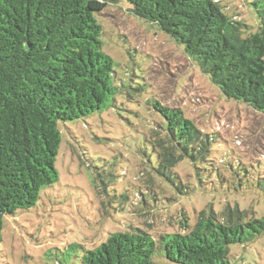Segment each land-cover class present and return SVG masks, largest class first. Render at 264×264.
Segmentation results:
<instances>
[{
    "label": "trees",
    "instance_id": "16d2710c",
    "mask_svg": "<svg viewBox=\"0 0 264 264\" xmlns=\"http://www.w3.org/2000/svg\"><path fill=\"white\" fill-rule=\"evenodd\" d=\"M121 1L167 33L224 97L264 115V0H247L260 20L254 32L223 12L216 0H0V241L4 216L33 207L41 190L58 180L61 125L115 106L125 93L143 97L152 113L144 131L146 146L140 149L145 160L136 173L143 174L144 183L135 175V182L121 190L113 173H102L103 182L97 176L104 208L151 214L164 198L157 177L187 192L175 182L182 160L194 166L197 176L203 167L218 182L225 180L213 158L218 135L203 132L180 107L164 105L154 94L144 96L142 85L116 81L114 61L103 50L99 16ZM232 158L227 160L228 189L245 191L241 175L252 177L254 189L261 188L264 171L251 164L255 170L250 172ZM255 162L264 165L262 159ZM194 218L191 223L180 211L178 222H169L176 229L156 236L129 221L82 248L78 264H156V252L178 264H229L232 244L248 243L264 232V218L253 207L226 204L216 212L209 205Z\"/></svg>",
    "mask_w": 264,
    "mask_h": 264
},
{
    "label": "rangeland",
    "instance_id": "374dc122",
    "mask_svg": "<svg viewBox=\"0 0 264 264\" xmlns=\"http://www.w3.org/2000/svg\"><path fill=\"white\" fill-rule=\"evenodd\" d=\"M216 1L232 19L246 24L248 31L257 30L260 20L247 0ZM128 7L121 1L107 6L99 16L103 50L114 61L116 81L142 85L144 96L154 94L162 104L180 107L203 132L218 135L220 144L215 143L213 158L225 180L218 182L202 166L197 176L194 166L182 160L175 167L181 177L175 182L176 186L182 182L187 192L181 194L157 177L164 198L151 214L139 215L132 208L111 211L107 204L104 208L96 177L100 175L103 182L102 173H113L121 181L118 185L122 190V185L135 182L134 176L145 160L140 149L146 146L144 131L152 113L143 97L139 100L125 93L117 98L115 106L61 123V144L55 160L58 180L41 190L33 207L13 217L4 216L0 264H78L82 248H91L108 232L121 230L124 223L135 220L156 236L157 231L176 229L175 225L170 228L169 222H178L180 211L184 210L193 223L196 211L209 205L216 212L226 204L253 207L256 215L264 218V179L261 188L254 189L252 177L241 175L245 191L234 192L228 189L232 178L227 163L234 157L250 172L255 170L251 164L264 171V165L255 162L264 160V115L224 97L167 33L132 14ZM234 172H241L239 166ZM142 176L136 175L141 185ZM153 260L156 264H178L157 252ZM229 264H264V232L248 243L232 244Z\"/></svg>",
    "mask_w": 264,
    "mask_h": 264
}]
</instances>
